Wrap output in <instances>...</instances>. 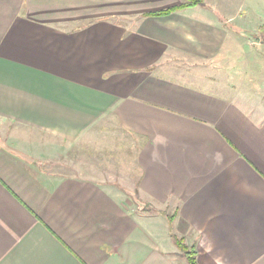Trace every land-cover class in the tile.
Instances as JSON below:
<instances>
[{
  "label": "crops",
  "instance_id": "1",
  "mask_svg": "<svg viewBox=\"0 0 264 264\" xmlns=\"http://www.w3.org/2000/svg\"><path fill=\"white\" fill-rule=\"evenodd\" d=\"M204 2L0 0V264H264V110L222 78L264 17ZM95 141L114 184L45 168Z\"/></svg>",
  "mask_w": 264,
  "mask_h": 264
},
{
  "label": "rangeland",
  "instance_id": "2",
  "mask_svg": "<svg viewBox=\"0 0 264 264\" xmlns=\"http://www.w3.org/2000/svg\"><path fill=\"white\" fill-rule=\"evenodd\" d=\"M231 10L232 13L236 14L237 19H243L247 25L251 26L254 25L253 22L257 21L259 17H264V0H251L248 2L246 0L242 7L236 8V6H234ZM238 24L239 23L236 22L235 24H231L228 28L235 35L237 31L234 27ZM263 26L264 23L259 25L256 24L255 29L250 31L253 33V37L251 39L246 37L247 41L251 40V45H254L256 48V50H251L249 46L248 48L245 47L244 51H246V56L242 51H239L238 55L236 54L234 56L228 54L232 51L234 52L235 47L231 44L233 43L232 40H230V46L227 48L225 57L229 58L231 62H240L241 64H235L233 66L231 70V72H233L232 77H230L231 74L229 72H223L222 77L225 84L234 79L233 83L236 87L232 88L231 94L229 95L237 98L242 103L255 105L251 107L257 110V113H263L264 110V40L260 42L256 36ZM239 34L242 35L241 33ZM243 42H245V40H241V46ZM252 51H254V53H252ZM244 58L254 61L253 64H255V66L252 64L247 65L243 60ZM103 137L104 136H102V138ZM81 145L82 146L74 147L69 150L66 149L69 147L65 146L66 148L63 151L56 153L55 156L46 160L45 168L50 172H58L60 175L96 176L99 179H106L107 184H114L113 180L118 170V168L114 166V163H118L115 159L118 155H114V153L109 150H102V144H99L97 141L91 142V144L85 143Z\"/></svg>",
  "mask_w": 264,
  "mask_h": 264
},
{
  "label": "trees",
  "instance_id": "3",
  "mask_svg": "<svg viewBox=\"0 0 264 264\" xmlns=\"http://www.w3.org/2000/svg\"><path fill=\"white\" fill-rule=\"evenodd\" d=\"M204 3H205L204 0H184V3L180 6L169 8L161 12H156V13H153L152 15H156V16L168 15L177 10L184 9L187 7L204 5ZM237 31L241 33L242 35L247 36L250 39L253 37L252 36L253 33H251L250 31H243V30H238V29ZM262 35L264 36V26L260 28L259 34L256 35L258 37L257 39L260 40V42L264 40V37ZM174 240H175V244L179 250L180 255L186 258L188 264H198L197 258H196L197 254H196L195 249L193 247L192 248L189 247L183 238L175 236Z\"/></svg>",
  "mask_w": 264,
  "mask_h": 264
},
{
  "label": "water",
  "instance_id": "4",
  "mask_svg": "<svg viewBox=\"0 0 264 264\" xmlns=\"http://www.w3.org/2000/svg\"><path fill=\"white\" fill-rule=\"evenodd\" d=\"M135 201L140 204V206L144 207V204H142L137 198H135Z\"/></svg>",
  "mask_w": 264,
  "mask_h": 264
}]
</instances>
